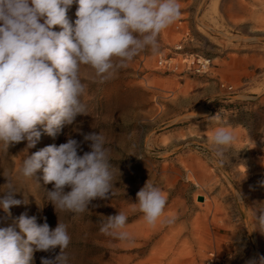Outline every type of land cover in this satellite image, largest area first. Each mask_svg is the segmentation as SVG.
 Returning <instances> with one entry per match:
<instances>
[{"label":"rangeland","instance_id":"rangeland-1","mask_svg":"<svg viewBox=\"0 0 264 264\" xmlns=\"http://www.w3.org/2000/svg\"><path fill=\"white\" fill-rule=\"evenodd\" d=\"M178 2L181 16L158 37V54L141 52L103 84L81 66L86 115L55 137L40 127L32 148L23 141L5 152L0 143V186L8 175L14 198L22 201L6 220L0 209V227L24 213L38 224L46 217L53 229L60 221L71 237L69 264H264V229L255 218L264 207V0ZM77 8L74 2L67 12L73 24ZM161 58L172 66L159 65ZM200 58L210 60L208 68L193 63ZM217 127L236 136L222 158L212 153ZM91 132L105 139L112 195L92 201L80 215L56 213L46 199L52 184L44 183L42 171L33 178L20 175L23 160L69 136L81 142ZM83 151H90L87 143ZM146 181L167 198L155 225L133 210ZM118 212L128 217L129 241L99 231ZM59 251L34 252V264Z\"/></svg>","mask_w":264,"mask_h":264},{"label":"clouds","instance_id":"clouds-1","mask_svg":"<svg viewBox=\"0 0 264 264\" xmlns=\"http://www.w3.org/2000/svg\"><path fill=\"white\" fill-rule=\"evenodd\" d=\"M74 2L78 8L73 24L67 12ZM180 16L178 0H0L3 150L8 152L23 141L32 148L41 137L40 127L55 137L78 115H86L81 100L86 91L81 66L94 71L95 82L113 79L141 52L158 54V37ZM57 26L60 31L54 30ZM235 141L233 131L217 127L211 136L213 155L222 158ZM83 143L90 151L81 155ZM38 171L43 172L45 184H52L46 199L56 213L80 215L89 211L92 201L112 195L114 173L100 133L83 134L81 142L69 136L59 146H45L27 156L19 170L25 178L35 177ZM3 176L6 183L0 186L4 188L0 209L6 220L11 218L10 208L22 201L14 198L17 191L9 176ZM260 185L264 187V181ZM136 197L133 210L141 212L148 225H155L167 203L163 191L146 181ZM255 218L264 229V207L256 210ZM127 220L124 212L109 215L99 231L121 242L129 241ZM44 221L38 224L35 216L24 213L13 225L0 227V264H34V252H54L57 247L59 254L41 257L40 264H69L66 250L71 237L67 226L58 221L53 229L46 217Z\"/></svg>","mask_w":264,"mask_h":264},{"label":"built area","instance_id":"built-area-1","mask_svg":"<svg viewBox=\"0 0 264 264\" xmlns=\"http://www.w3.org/2000/svg\"><path fill=\"white\" fill-rule=\"evenodd\" d=\"M170 61L171 60L161 58L159 60V65H164V66L168 65L169 67H171L172 64L170 63ZM208 61L209 62L206 63L205 61H202V58H200V59H197L196 61L194 60L193 63L197 62L199 64L200 69L204 70V69L208 68V66H209L210 60H208Z\"/></svg>","mask_w":264,"mask_h":264},{"label":"water","instance_id":"water-1","mask_svg":"<svg viewBox=\"0 0 264 264\" xmlns=\"http://www.w3.org/2000/svg\"><path fill=\"white\" fill-rule=\"evenodd\" d=\"M199 200H200V201H203V200H204V197H200Z\"/></svg>","mask_w":264,"mask_h":264}]
</instances>
